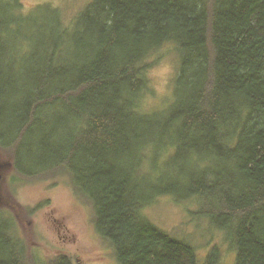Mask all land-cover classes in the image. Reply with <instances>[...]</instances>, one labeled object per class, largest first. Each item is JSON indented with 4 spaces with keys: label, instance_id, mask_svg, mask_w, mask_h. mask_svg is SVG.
Segmentation results:
<instances>
[{
    "label": "trees",
    "instance_id": "obj_1",
    "mask_svg": "<svg viewBox=\"0 0 264 264\" xmlns=\"http://www.w3.org/2000/svg\"><path fill=\"white\" fill-rule=\"evenodd\" d=\"M5 1L0 155L9 160L12 182L63 176L91 208L117 264H214L213 255L200 263L193 246L147 220L140 184L153 170L154 148L162 156L235 159L236 180L194 166L187 189H180L200 217L230 234L234 264H264V0H92L67 24L51 13L59 30L54 45L46 46L49 23L37 46L46 53L39 58L14 36L10 25L16 20L4 19L13 9L21 14L19 0ZM168 48L179 55L176 101L160 135L144 139L139 129L146 125L143 113H150L141 102L150 90L147 74ZM14 51L24 62H7ZM69 53L74 60L66 59ZM6 68L24 76L22 90ZM59 106L73 119L65 137L47 131L49 112ZM136 150L134 168L128 162ZM168 193L157 187L150 198ZM198 199L207 206L197 208ZM2 203L0 264H30L28 247ZM47 264L72 262L60 255Z\"/></svg>",
    "mask_w": 264,
    "mask_h": 264
},
{
    "label": "rangeland",
    "instance_id": "obj_2",
    "mask_svg": "<svg viewBox=\"0 0 264 264\" xmlns=\"http://www.w3.org/2000/svg\"><path fill=\"white\" fill-rule=\"evenodd\" d=\"M13 1L5 2L14 4ZM19 2L21 14L13 9L4 15V19L10 17L9 19L16 20L10 25L14 36L25 43L26 53L39 58L46 53L44 47L37 46L43 41L42 35L48 32L49 23H51V31L44 44L51 47L56 41L55 32L59 28L54 26L55 16L52 14L57 11L60 21L67 24L92 0H19ZM1 19L0 15V21ZM21 54L12 52L11 59L7 62H24ZM66 59L74 60V55L66 54ZM29 67L21 64V68ZM178 67V53L168 48L159 55L158 62L149 69L147 80L150 90L141 101L143 111L150 112H142L148 116L146 125L139 129L144 139L151 135L156 137L160 135L161 125L168 118L175 104L177 97L174 96L175 79ZM9 71L13 74L14 86L17 90H22L26 85L24 76L5 69L6 73ZM159 113L163 115H156ZM49 120L48 132H56L60 137L70 133L68 126L73 119L62 107L51 110ZM160 142L166 147L177 145V143L168 144L166 141ZM8 152L5 151L4 154ZM129 156L128 163L135 168L140 160L138 150L131 151ZM0 160L3 163L9 161L1 155ZM194 166L203 169L214 168L224 177L228 174L235 180L237 178L235 159L218 162L207 155L198 158L184 157L183 152L162 156L160 150L154 148L153 170L146 175L144 186L140 184L144 199L147 200L143 214L156 228L193 246L200 263H204L210 255H213L214 264H234L237 252L230 234L216 230L208 220L200 217L194 205L187 203L188 192L180 189V187L186 188L191 174L197 170L193 169ZM145 169H151L148 161L145 163ZM64 179L63 176L41 175L35 178L22 177L18 179V183H14L12 170L2 173L1 207L14 218L18 236L28 247V262L32 264L36 259L37 262L40 261L39 264L43 262L47 264L55 256L66 255L71 258L72 264H117L113 256V247L109 242L101 239L95 229L91 208L81 197L77 199L74 196ZM13 184L16 187H13ZM157 187L167 190L168 196L150 198ZM205 206H207L206 202L198 199L196 207Z\"/></svg>",
    "mask_w": 264,
    "mask_h": 264
},
{
    "label": "water",
    "instance_id": "obj_3",
    "mask_svg": "<svg viewBox=\"0 0 264 264\" xmlns=\"http://www.w3.org/2000/svg\"><path fill=\"white\" fill-rule=\"evenodd\" d=\"M8 169H10V165L9 164H5V163H1L0 162V180L2 178L3 171H6Z\"/></svg>",
    "mask_w": 264,
    "mask_h": 264
}]
</instances>
